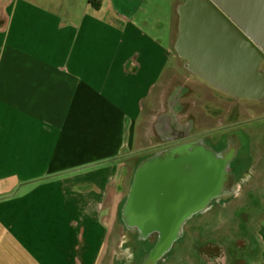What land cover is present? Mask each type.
<instances>
[{
	"label": "crops",
	"instance_id": "0c3cea01",
	"mask_svg": "<svg viewBox=\"0 0 264 264\" xmlns=\"http://www.w3.org/2000/svg\"><path fill=\"white\" fill-rule=\"evenodd\" d=\"M188 7V0H0V264H98L108 230L99 210L88 211L100 197L85 190L90 183L99 190L104 179L70 174L97 160L82 162L81 154L90 145L132 152L137 129L164 109L165 97L229 95L228 67L205 56L216 45H204L201 56L189 38L179 44ZM233 46L226 59L237 55ZM262 60L251 81L260 89ZM82 219L94 243L86 254L77 251L87 234L78 230ZM260 228L254 264H264Z\"/></svg>",
	"mask_w": 264,
	"mask_h": 264
},
{
	"label": "rangeland",
	"instance_id": "374dc122",
	"mask_svg": "<svg viewBox=\"0 0 264 264\" xmlns=\"http://www.w3.org/2000/svg\"><path fill=\"white\" fill-rule=\"evenodd\" d=\"M232 1L236 3H240L241 1H244V0H232ZM242 7H243L244 14L252 18L253 22L256 24L258 29L262 31L264 35V0H245L244 3L242 4ZM234 12L236 11L234 10ZM220 20L222 23V28H226V32H225V37H222L221 32L219 30L218 39L226 42L229 40L228 38L229 32L232 31L231 23H228L227 21L222 20V18ZM239 20L248 29V31L252 32L253 34L255 33L248 19L239 18ZM0 24H2L1 21H0ZM236 35H237V41H239V34L236 33ZM242 41H243L244 46L238 49V51L236 52L237 55H234V53L231 52L229 59H226L225 55L223 54L219 55L218 59L216 55L214 57L209 58V60L213 63L222 62L226 64V66L228 67L226 68V74H230V77L234 78V80L228 84V87L232 89H244L243 87L244 82H246L249 79L248 72H249V67L251 65L248 64V61L246 60V56H245L246 55L245 53L249 52L247 49H245V46L248 45V43L245 42L243 38H242ZM252 51L253 50L251 49V52ZM180 92H182V90ZM199 95H201L199 94V92H194L191 95H189L188 92H185V95H182V96H170L168 99V102H169V105L175 106L178 103H181L182 101L184 102L193 101V98ZM210 96H211V92L208 93L207 97H210ZM241 103H244V102L241 101ZM251 134L252 133H247L245 134L243 138H237V137L231 136L230 137L231 139L225 138V140L223 138H213V139L203 140L193 146L191 145L189 147H184L182 149H171L168 151H164L162 153H156V152L143 153V152L135 151V150H141L142 145L140 143L144 137V135H142L141 130L137 129V135L135 138L136 147L135 148L132 147V149H130V151L132 152L135 151L136 154L132 156H128L125 159V160H129L126 165V168L128 169L127 170L128 175L125 176L121 182V185H122L121 190H116V191H119L117 192L118 194H115L112 196L111 205L118 203V200L124 197L125 195L127 196L133 195L134 192H136V190L140 188H146V189L148 188L149 190L148 195L149 196L151 195V196L147 199V203L148 205H153L156 207L173 205V206H178L181 208L183 207L184 202L185 201L187 202L188 197H193L194 194L197 192H209V191L231 192L227 188H223L225 189L223 190V189H220L219 187L221 185L226 186L227 184L230 186V188L238 187L239 181L248 182V177H247L248 169L253 170L255 168H261V166L263 167L264 165L263 157L260 155V153H257L258 146L257 148L254 147L255 145L254 141H256L257 143L258 137L254 136L251 138L252 136ZM113 154L114 152L112 148H108L106 146L101 147L98 145H95V146L90 145L88 146L85 153L81 154L80 159L82 162H85V160L87 161V159L89 158H97V160L90 162V163L86 162L85 164H83L82 166H79L78 168H72V169H79V168H82V169L79 170L77 173L72 172L70 174L74 175V174H78L82 172L81 175L79 176L85 175L86 177H90L94 175H102L104 180H103V183H102L103 186L101 189L102 190L105 189L104 190L105 192L109 186V183L112 181L111 178L113 176V172L109 171V169L111 167H114L117 164L116 159L118 158V156H116L115 154L113 155ZM123 154H127V153H122L121 155ZM252 154H254V156H261V158L258 160L257 163L250 162V158ZM178 157L182 158L181 168H183V172L181 175V183L183 185L188 184L190 181H193L194 183H199L203 180L205 181L207 180L209 181L208 183H202V184H206V185L210 184L214 187L212 188L210 187L211 188L210 190H199L193 194H190L189 192L181 194L169 187L162 186L160 184L161 177L163 178L165 176L166 170L169 175L168 185L171 186L175 184V177H176L175 170H177L175 160ZM236 158H239V160H241L242 163L240 164L239 162L234 165H228L230 168H233L234 175H231L229 172L226 175L224 171H222L223 169L226 168L225 165L214 166L213 164H208V165L202 164V162H213V163L218 162L219 163L222 160H227V159L234 160ZM193 160H194V163L201 162V165L206 167V169H202L201 165L197 166L194 164H193V168H190L189 167L190 163L193 162ZM239 170L246 172L244 179L238 178V174L240 173ZM57 180L58 178L51 179V182H55L54 187L56 188V196L59 192V187H60ZM214 183H217V184H214ZM139 184L141 186H138ZM93 186H94L93 183H90V187H93ZM178 189H180V187ZM64 194L67 195L65 191H64ZM116 197H118L119 199L116 200ZM182 199L184 202L181 204L180 200ZM65 201L67 203L66 205L67 209H69L70 208L69 199L67 198V196L65 197ZM72 202L76 204L75 200H73L71 197L70 199L71 205H72ZM88 205H89V202H88ZM245 205L246 203L240 205L234 211L233 222H237L239 224L240 217L244 219V222L241 223V227L243 228L244 235H246V241L250 242L249 250L251 254H253L254 250L260 249L259 231L261 229L260 227L264 225V201L258 204H253V206L251 205V207H247L245 211L243 212V214L240 215L241 208L244 207ZM102 214H104V216L108 215V210L107 212L104 211ZM68 219H69V215L67 214V212H66V218H64V216H61L60 220L62 222V226L58 227L59 230L63 229V221H64V227H67ZM72 219L77 221V219H75L73 214H72ZM83 219H82L83 224L81 226H78L79 232H82L83 230L82 227H84L85 230H87L90 224V220L88 219L83 220ZM147 222L149 224L154 223L152 219H149ZM159 222H160V219L158 220V223ZM161 222L163 223V225L170 224V226L172 227L171 230L169 231V234L167 235L169 238V242L166 241V235L164 236L158 230L148 233L147 238L150 240V243L145 249L141 251V255H140V257H143V264H144V258L146 259V264H167L168 261H171L174 259V257H171V256L176 255V252H174V255L171 254L172 251L171 249H169V244L179 242V236L176 235V222L175 221H165V220H161ZM76 225H79L78 222ZM72 226H75V225L73 224ZM53 227L55 229L56 224H53ZM40 233L41 232L39 231V236H40ZM85 233H87L85 240H84L85 244L84 246H79L78 247L79 250H77V251H80L81 254H86L87 247L89 246H90V249L93 250V245H94V243L89 242V240L92 237V236L90 237L89 230H87V232L85 231ZM223 233H226V231L224 230ZM99 234L102 235L101 229L98 235ZM107 234H108V231H107ZM98 235H97L96 241L99 240ZM93 237H96V236H93ZM137 238L124 237L119 242H116L117 243L116 251L114 249V252L112 253L110 257L108 264H131L132 256H134V253H133L134 250L133 251L129 250L128 247L131 243L138 242L139 239ZM197 239L198 238L194 234L189 235L187 239L184 240L185 243L182 245V247H186V245L191 246L194 240H197ZM78 241L81 242V240H78ZM63 244H64L65 250H68L67 243L64 242ZM123 246L127 247V249L124 250ZM69 251L71 253V250ZM194 252L195 250L192 249L191 254L194 255ZM101 256H103L102 252L99 256V259ZM215 256L217 257L216 264H222L223 262L222 258L224 254L222 252H218L215 254ZM115 260L116 262H114ZM249 261H250V264H254V263H251V260ZM74 263L77 264L76 260L74 261Z\"/></svg>",
	"mask_w": 264,
	"mask_h": 264
},
{
	"label": "water",
	"instance_id": "95a60500",
	"mask_svg": "<svg viewBox=\"0 0 264 264\" xmlns=\"http://www.w3.org/2000/svg\"><path fill=\"white\" fill-rule=\"evenodd\" d=\"M244 1L236 3L232 0H188V8L191 9L190 16L191 18H196V21H194L193 24L197 25L199 29L195 28V31L193 32L190 31L188 27L183 28L181 26V39L179 44L186 42V38H189V40L195 44L197 53L201 56L202 53L204 54L206 51L205 49H200L201 47L206 44H215V51L212 47V49L208 51V54L206 53V58H210V56L214 57L216 55L218 59L219 55H225L227 51H232L227 50L226 48L217 49L218 44H229V41L224 42L218 39V32L219 30L221 32V29H223L220 20L222 18V20L231 23V27L233 26V30L236 33H241L245 36H241V39L243 38L248 45L250 44L249 46H251L253 50L256 52L258 51L259 59H262L261 56L262 54L264 55V35L253 22L252 18L244 14L242 7ZM234 10L236 12H234ZM207 16H212L211 26L202 22ZM239 18L248 19L255 33L253 34L248 31V29L240 22ZM208 27L211 28L210 32L213 33L214 38L212 37V34H208ZM186 31H190L189 35H185ZM221 35L222 37H225V32L222 31ZM262 88L261 95H264V79ZM178 113L181 112H173L169 115L171 116V122H179V119L186 117V114ZM169 116L167 113H163V117ZM171 122H167L169 129H171ZM250 133H252L251 137H258L259 135L260 138V134L264 133V122L259 123L255 128V131H251ZM180 136L184 137L185 135L180 134ZM263 143L264 138L263 142L260 144L261 147L259 146V143L257 145V153L263 154ZM262 157H264V154ZM254 184H260L261 190L260 187H258L256 190H252V193L228 191L197 192L193 197H188L187 202H184L182 199L181 204L183 202L184 204L181 208L173 205L162 207L148 205L147 199L151 195L149 196L148 193L145 194L143 191L138 193L134 192L131 196L125 195L120 199L117 197L116 200L119 199L118 203L112 205L111 199L108 200L104 207V209L108 210V215L103 216L102 218V223L107 227L108 234L103 246V256L100 257L98 264H108L114 249L116 251V242H119L124 237H138L137 239H139V241L131 243L128 249L132 251L134 250L131 264H143V257H140V255L141 251L150 243V240L147 238L148 233L158 230L164 236L166 235V241L169 242L167 235L172 227L170 224L163 225L161 220L175 221L176 235L179 236L178 243L169 244V249L172 251L171 254L174 255V252H176V255L171 256L174 257V259L168 261L167 264H214V262L216 264L217 257L215 254L218 252L224 254L222 264H232L230 250L234 249V243L238 239L236 234L239 233V224L233 222L234 211L240 205L247 204L248 196L250 194L255 196L264 195V177L258 176L257 182ZM112 196H110V198H112ZM149 219H152L154 223L149 224L147 222ZM159 219L160 222L158 223ZM224 230L226 233H223ZM192 233L198 239L194 240L191 246L186 245V247H182L185 243L184 240H186L189 235H193ZM123 248L124 250L127 249L125 246H123ZM192 249L195 250L194 255L191 254Z\"/></svg>",
	"mask_w": 264,
	"mask_h": 264
},
{
	"label": "flooded vegetation",
	"instance_id": "af4514ba",
	"mask_svg": "<svg viewBox=\"0 0 264 264\" xmlns=\"http://www.w3.org/2000/svg\"><path fill=\"white\" fill-rule=\"evenodd\" d=\"M211 20L212 16H207L203 19L202 22L207 23L208 26H211ZM196 21L195 17L190 16V13L183 19V22L181 23V26L183 28L188 27L190 31H195L196 29H199V27L193 22ZM192 28H191V27ZM211 28H207L208 34H212L210 32ZM204 30V29H203ZM198 31V30H197ZM226 32V28L221 29V32ZM187 32H185V35H187ZM199 33V31H198ZM239 41H237V35L235 31L233 30L229 32V44L223 45L221 44V47H227V50H230V44H233V48L240 49L242 48L243 41L241 39V36H243L241 33H239ZM214 38V35L212 36ZM245 37V36H243ZM214 42V40H213ZM250 45V44H249ZM249 45L245 46V49H247L249 52L245 55L247 60L248 55V64L251 66L249 67V79L244 82V85L246 87L244 89H232L228 87V92L230 94L228 96H219L215 91L211 92L210 97H204L203 95H199L195 98H193V101L178 103L175 106L169 105V102H167L164 105V109L161 112H157L155 114H152V118L146 122V126L141 128V131L145 137L144 142L142 143L141 150H135L138 152L143 153H162L164 151H168L171 149H182L184 147L193 146L195 144H198L199 142L203 140L213 139V138H225L231 139V136L237 137V138H243L245 134L250 133L251 131H254L255 128L258 126L259 123L264 122V95H261L262 87L257 88L254 87L252 84V77H254L253 72V66L262 60L264 62V55L262 54L261 58L259 59L258 51L256 52L253 50V48ZM200 49H203L201 47ZM251 49L253 50L251 52ZM206 59H209L206 58ZM223 64V63H222ZM209 77V83H218L217 77L214 76H208ZM264 79V78H263ZM213 93V94H212ZM235 93V94H234ZM166 101H168L169 97H165ZM243 101L244 103H241ZM196 102V106L198 103V106L196 108L199 109V112H191V109H193L192 104ZM220 102V103H219ZM219 103V104H218ZM173 112H181L178 114H186V117H182L179 119V122H171V119L169 115H171ZM163 113H167L169 117H163ZM193 117V118H192ZM170 121V127L168 128L167 122ZM162 127V128H161ZM180 134L185 135L184 137H181ZM260 138L258 135L257 143L255 142L254 147L257 148V145L263 142L264 133L260 134ZM252 138V137H251ZM228 141V140H227ZM264 144V143H263ZM263 154H264V146H262ZM129 152L127 154H123L118 156L116 159V165L114 166V172L112 176V181L109 183V186L107 190L104 192L101 188L99 190H95V187H90L88 185L86 193L87 194H95L98 195V197L101 198V203L96 204L91 201L88 205V210H91L93 212L98 210L100 213H103L104 211L107 212V209H104L105 203H107L108 200H110V196L118 194L116 190H121L122 185L121 182L125 176H127V168L126 165L129 160H125L128 156L135 155L136 152ZM262 153V152H261ZM263 154H260L261 156ZM256 155V154H255ZM261 156H254V154L251 155L250 162L251 163H257L258 160L261 158ZM233 159V158H232ZM227 159L222 160L219 163H213V162H202L203 165L213 164L214 166L217 165H225L224 173L227 175L228 172L231 175L233 174V168H230L228 165H234L236 163L240 164L242 163L239 158H236L234 160ZM257 159V160H256ZM264 159V157H263ZM189 161V160H187ZM176 164V177H175V184L169 186V175L166 170L165 176L162 178L161 176V185L165 187H169L173 190H175L178 193H187L193 194L199 190H210L212 185L210 184H202V183H208L209 181H201L199 183H194L193 181H190L188 184L183 185L181 183V175L183 172V168H181L182 165V158L178 157L175 160ZM194 165H201L200 163H190V168H193ZM264 164V163H263ZM202 166V165H201ZM229 167V168H227ZM202 169H206V167L202 166ZM238 178L244 179L246 172L239 170ZM258 176H264V165L261 168H255V169H248L247 170V177L248 182L245 181H239L238 187L230 188V186L227 184L221 185L219 188H227L231 192H250L252 193V190H256V188L260 187V184L255 185L254 183L257 182ZM259 179V178H258ZM230 180V179H229ZM228 180V181H229ZM180 183V185H179ZM238 184V183H237ZM124 186V185H123ZM138 186H141L140 184ZM262 186V185H261ZM180 187V189H178ZM211 187V188H210ZM264 189V186H263ZM113 190V191H112ZM225 190V189H223ZM261 190V187H260ZM144 192L145 194L148 193V188H140L137 189L136 192ZM264 193V192H263ZM105 196V197H104ZM104 198V199H103ZM109 198V199H108ZM117 198V197H116ZM181 199V198H180ZM181 201V200H180ZM264 201V195L263 196H255L253 194H250L248 196V202L247 204L241 208L240 215L243 214L245 209L247 207L253 206V204H258ZM98 208V209H97ZM104 215V214H103ZM248 221V220H247ZM246 221V223H247ZM244 222V219L240 217V223H239V233L236 234L238 236V239L234 243V249L233 252L230 250V254L232 256V264H248L249 260L251 259L252 255L256 250L253 251V254L250 252V242H247L246 244V235H244L243 228L241 227V223ZM245 223V224H246ZM245 239V240H244ZM258 250V249H257ZM249 254V255H248ZM116 262V260L114 261ZM144 263L146 264V259L144 260Z\"/></svg>",
	"mask_w": 264,
	"mask_h": 264
},
{
	"label": "trees",
	"instance_id": "16d2710c",
	"mask_svg": "<svg viewBox=\"0 0 264 264\" xmlns=\"http://www.w3.org/2000/svg\"><path fill=\"white\" fill-rule=\"evenodd\" d=\"M89 185V184H88ZM88 185H87V187H88ZM90 186V185H89Z\"/></svg>",
	"mask_w": 264,
	"mask_h": 264
}]
</instances>
